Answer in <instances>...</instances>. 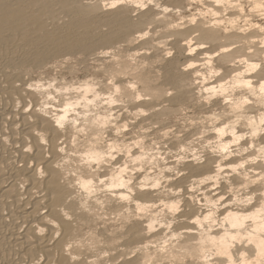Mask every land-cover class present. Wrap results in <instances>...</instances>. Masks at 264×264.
Listing matches in <instances>:
<instances>
[{"label":"bare ground","instance_id":"obj_1","mask_svg":"<svg viewBox=\"0 0 264 264\" xmlns=\"http://www.w3.org/2000/svg\"><path fill=\"white\" fill-rule=\"evenodd\" d=\"M262 86L264 0H0V264H264Z\"/></svg>","mask_w":264,"mask_h":264},{"label":"rangeland","instance_id":"obj_2","mask_svg":"<svg viewBox=\"0 0 264 264\" xmlns=\"http://www.w3.org/2000/svg\"><path fill=\"white\" fill-rule=\"evenodd\" d=\"M79 68V67H78ZM80 69V68H79ZM20 96L19 94H16V95H14V97H12L11 99H16L18 96ZM22 105H20L19 107H21ZM18 109V108H17ZM148 138H150V137H148ZM166 148H164V149H162V153L164 152L165 153V155H164V153H163V155H164V157H163V155H162V158L163 159H165V161L164 160H162V158H161V160L159 159V161H160V163L162 162V161H164V162H167L166 161V159L167 158H169V159H167L168 161H171V160H173L174 158V155H175V153H176V151L175 150H172V152H170L169 150H167V152H166V150H165ZM173 152H174V155H173ZM171 153H172V155H171ZM171 155V156H170ZM166 156V157H165ZM173 156V157H172ZM172 158V159H171ZM162 168V167H161ZM157 172V171H156Z\"/></svg>","mask_w":264,"mask_h":264},{"label":"snow or ice","instance_id":"obj_3","mask_svg":"<svg viewBox=\"0 0 264 264\" xmlns=\"http://www.w3.org/2000/svg\"><path fill=\"white\" fill-rule=\"evenodd\" d=\"M262 87H264V86H262Z\"/></svg>","mask_w":264,"mask_h":264}]
</instances>
